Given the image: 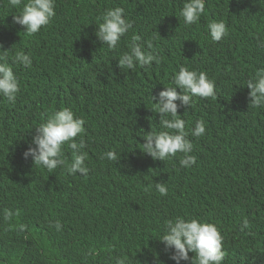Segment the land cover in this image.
<instances>
[{
	"label": "trees",
	"instance_id": "1",
	"mask_svg": "<svg viewBox=\"0 0 264 264\" xmlns=\"http://www.w3.org/2000/svg\"><path fill=\"white\" fill-rule=\"evenodd\" d=\"M119 2L100 0L102 7ZM177 2L164 0V7L174 9ZM239 3L205 0L192 26L180 21L179 10L167 34L142 36L144 51L160 62L130 71L118 67L129 49L94 46L100 66L84 59L79 47L91 44L96 23L77 26L80 10L70 9V0H56V15L33 35L13 23L20 9L0 0V50L10 49V63L21 51L30 52L33 61L28 69L13 65L20 82L15 101L0 97V264H68L67 259L100 264L90 249L92 234L104 235L113 251L128 252L129 264H137L140 248L164 250L156 239L177 216L225 228L223 264H264V108L249 105L246 86L264 69V0H254L249 14L239 11ZM67 12L70 23L62 29ZM213 20L227 26L219 42L208 34ZM180 66L206 72L215 83L214 98L195 97L190 109L178 110L190 141L196 122L204 121L205 133L191 141L190 155L196 157L191 168L179 165L182 154L154 161L142 148L145 134L159 130L152 104ZM65 107L85 120V134L76 139L87 145V175H69L66 165L50 173L23 158L35 128ZM110 150L118 161L101 159ZM64 154L70 162L66 146ZM153 183H164L167 195ZM5 210L13 213L10 219H4ZM218 210L223 226L209 219ZM56 221L59 231L52 226Z\"/></svg>",
	"mask_w": 264,
	"mask_h": 264
},
{
	"label": "clouds",
	"instance_id": "2",
	"mask_svg": "<svg viewBox=\"0 0 264 264\" xmlns=\"http://www.w3.org/2000/svg\"><path fill=\"white\" fill-rule=\"evenodd\" d=\"M244 1H248L246 5ZM56 0H8V6L20 9L18 15H13L12 20L16 25L24 29V33L33 35L49 25L55 12ZM183 4V6H182ZM254 0H240L239 11L249 14L254 11ZM99 9H95L96 7ZM182 6V7H181ZM181 7V9H180ZM70 9L80 10L78 21L89 24L96 23L94 38L90 43L79 48L85 53L84 59L95 66H100V54L97 47L104 46L110 52L123 53L118 59V67L134 71L137 67H150L153 62L159 63V59L151 52L144 51L145 41L142 36H158L167 34V26L170 19L179 12V19L186 26L198 24L201 15L205 11V0H178L176 8L164 7V0H121V2L102 7L100 0H70ZM96 10H98L96 12ZM64 16L62 29H66L70 23ZM98 22V23H97ZM208 34L212 42H219L228 35V30L223 20H213L208 25ZM158 29H160L158 31ZM264 42V38L262 43ZM147 48L153 47L151 42H146ZM3 49V45H0ZM9 50H0V97L13 103L20 90V82L14 73V64L28 69L32 66V54L30 52H18L12 62H9ZM262 51V44L257 52ZM246 86L249 90V105L256 108H264V69H259L253 78H250ZM180 89V93L177 89ZM214 98L215 83L208 78L206 72H197L188 67L180 66L173 75L171 86L164 87L159 92L157 102L152 104L156 114H159V130H151L143 138V153L154 161H166L182 154L179 165L183 168H191L196 163V157L190 155L193 150V139L205 133L204 121L196 122L191 131V141L187 139L189 132L186 130L185 120L178 115L180 108L190 109L194 98ZM177 101L179 103H177ZM85 120L77 117L71 108L65 107L55 111L46 120L35 128V135L23 152V158L29 157L32 162L53 172L55 169L66 165L69 175H87L89 169L86 166L88 153L85 141L77 137L85 134ZM65 146L72 154L69 162L65 158ZM116 162L119 160L115 151H107L101 159ZM152 187L161 195L166 196L168 189L164 183H153ZM147 190V189H146ZM220 209V208H218ZM226 211V209H222ZM220 210L211 213L210 218L217 219ZM13 213L5 210L4 219H10ZM223 226V219H217ZM247 227V221L243 222ZM57 231L61 224L56 221L54 225ZM19 229L23 231L24 225ZM224 229L213 223L202 222L196 218H184L177 216L174 220H168L159 238L164 250L157 248H140L141 260H151L158 264H223ZM100 264H129L131 256L121 249L112 250L106 237L100 234H92L91 248ZM121 252V256H120ZM92 253H89L91 255ZM168 254V255H167ZM189 255H194L189 257ZM68 264H81L79 260L67 259Z\"/></svg>",
	"mask_w": 264,
	"mask_h": 264
}]
</instances>
